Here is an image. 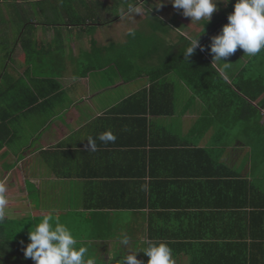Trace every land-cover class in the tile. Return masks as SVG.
Returning a JSON list of instances; mask_svg holds the SVG:
<instances>
[{"label":"crops","instance_id":"0c3cea01","mask_svg":"<svg viewBox=\"0 0 264 264\" xmlns=\"http://www.w3.org/2000/svg\"><path fill=\"white\" fill-rule=\"evenodd\" d=\"M144 3L128 13H135L138 27L136 10ZM165 11L155 15L163 25H146L141 37L150 38V46L135 56L94 55L92 36L81 34L77 44L72 32L65 36L63 64L43 62L55 74L29 76L16 62L20 49L16 63L2 62L0 81L8 72L27 87L9 85L16 100L1 101L5 110L20 112L2 130L7 144L0 146V181L9 189L10 215L0 224V264H34L23 247L32 225L49 213L89 246L98 264H117L127 251L150 243H166L175 264H264V92L255 100L238 92L246 103L235 98L230 106L209 109L174 72L152 89L150 75L161 74L184 42L206 29L180 10L172 8L171 17ZM170 19L182 29L170 28ZM119 21V30L108 29L115 40L100 38L108 25L97 28L98 49L126 48L134 32L123 33ZM208 40L199 39L200 46ZM112 59L124 66H111ZM224 62L231 63L225 81L232 87L240 78L264 85V52L248 57L238 48ZM213 66L220 73V63ZM32 81L37 85L29 91ZM26 121L36 124V135L18 148L12 133ZM109 130L117 139L104 144L98 136ZM121 234L130 238L128 246ZM137 259L148 262L143 252Z\"/></svg>","mask_w":264,"mask_h":264},{"label":"trees","instance_id":"16d2710c","mask_svg":"<svg viewBox=\"0 0 264 264\" xmlns=\"http://www.w3.org/2000/svg\"><path fill=\"white\" fill-rule=\"evenodd\" d=\"M134 1V0H133ZM129 0H0V26L5 25L6 34L8 35L7 29L13 33V38L8 39L7 37L0 36V43H4L0 46V53L4 56V59L11 58L12 62L14 55L17 49L21 50V54L18 58V65L26 66L28 75L35 74L37 71L38 74L45 73V69L49 68L48 65H41L39 67L33 68V65L37 62V57L45 55L47 59L51 60L52 64H57V61H63L65 57V36L68 33L75 32V30H80L82 35L85 37L92 36L90 45L92 47L91 51L95 55L97 52L101 51V54L107 55L112 58L119 56H135L139 54V48L146 50L150 46V38L146 40L144 36L141 37V34L134 32L129 36L128 45L121 52V48L118 46H112L109 49H98L97 42L93 39L96 33L97 28L107 26L117 20L121 19L124 15L132 12L139 2H133ZM143 1V0H141ZM236 0H231V3L225 8L222 9L219 15L205 25L204 35H201L199 39L205 40L209 39L211 44V38L214 37L215 33L220 32L222 27L228 23L227 17L234 11V4ZM1 5H6L9 7L10 18L1 20L2 16L6 15L8 12H4L1 9ZM123 7L120 14L116 17L112 15L114 8ZM159 25H163L161 19L156 17L154 19ZM205 22H203L204 24ZM148 25H151V22H148ZM45 27L46 30L51 31L50 39H47L48 50L46 53H43V45H46L44 41L34 43L35 37L40 28ZM155 31V30H154ZM218 34V33H217ZM143 41H138L139 39ZM64 38V39H63ZM53 42V48L49 45V41ZM63 40V41H62ZM186 39H183V42ZM146 41V42H145ZM184 48L175 55L173 62H168L165 65V69L161 74H152L150 75L153 79L151 82V88L155 87V83L158 81L159 77H162L164 74L174 72L178 77L194 92L198 97L205 98V101L208 103L209 109L216 106H230L232 101L237 98L242 103H246L244 99L241 98L238 92L245 94L247 97L252 100L259 97L264 92V85L261 82H245L243 79L237 82L235 87H232L228 84L216 68L212 65L213 57L210 54V44L206 47H203V51L198 47L194 54L185 60L183 52L188 43V40L185 42ZM8 44V46H7ZM143 44V46H142ZM35 46L37 50L35 49ZM8 48H11L10 51ZM13 52V55L11 56ZM100 53V52H99ZM34 54L36 56H34ZM83 57L86 56V53H82ZM88 55H92L88 53ZM60 59V60H58ZM14 62V63H16ZM111 66H124L123 61L118 62L117 59H112L109 62ZM83 66L82 64L80 67ZM1 72H7L6 69ZM9 73L2 75L3 80H7V84L2 86L0 83V146H5L7 141L3 135V125L7 128L8 118L19 115L20 110L11 109L5 110L2 108L1 101L5 100L15 101L16 97H12L13 94L10 92L8 86L11 85L12 89H17L20 86L25 88V85L22 86L21 80H11ZM12 78V77H11ZM34 77L33 79H35ZM21 81V82H20ZM60 90V84L58 81H52ZM126 82H129L126 79ZM37 82L32 81V84L29 85V91H32V88H36ZM10 87V86H9ZM250 89V90H248ZM252 89V90H251ZM249 91H252L249 92ZM15 95V94H14ZM11 98V99H10ZM38 98L35 97L33 102H37ZM33 103H30V106ZM2 132V133H1ZM206 153V152H205ZM207 154H209L207 152Z\"/></svg>","mask_w":264,"mask_h":264},{"label":"clouds","instance_id":"9594fccd","mask_svg":"<svg viewBox=\"0 0 264 264\" xmlns=\"http://www.w3.org/2000/svg\"><path fill=\"white\" fill-rule=\"evenodd\" d=\"M167 2L173 8L183 10L182 15L191 18V24L205 22L204 28L210 22L213 13L219 10L218 4L227 5L231 0H167ZM163 6L160 3L156 5L157 8ZM227 20L228 23L222 27L220 34L211 38L210 44L213 64L220 63L219 71L224 79H228L226 70L231 65L224 61L238 48L248 57H256L264 52V0H236L234 11L228 15ZM200 36L189 38L183 52L185 60L191 57L198 47L201 51L204 50L199 44ZM98 139L108 144L114 143L117 137L109 130L100 134ZM87 141L90 151H94L95 140L90 137ZM146 187L142 185V188ZM8 191L7 184L0 181V224L10 215ZM119 240L124 246L130 243V238L124 234H121ZM28 241L29 243L23 247V255L25 259L30 258L34 264H98V258L90 252L89 246L78 240L72 229L61 223L52 213L44 215L39 223L32 225L28 232ZM21 244L23 245V241ZM127 252L130 254L125 253L117 264H143L137 259L140 252L148 257L147 264H175L172 249L166 243H150L143 251Z\"/></svg>","mask_w":264,"mask_h":264},{"label":"rangeland","instance_id":"374dc122","mask_svg":"<svg viewBox=\"0 0 264 264\" xmlns=\"http://www.w3.org/2000/svg\"><path fill=\"white\" fill-rule=\"evenodd\" d=\"M129 1H133V0H129ZM143 1L145 3L141 7H138L139 8V9L137 8L138 10H136V13H138L140 15V19H142L140 21V23H139V27H138V25H135V21L132 22L134 20V18H135V15H134L135 13L127 14V15L123 16L121 19H119L120 21L118 20L120 22V27H121L123 33H125L124 32V29H125V30H131L133 32L136 31L137 34H139L142 31V33H140V34L146 35V33H147V31L145 30L146 25H148V22L149 21L151 23H153L152 20L154 21V19L157 17L155 15H157L158 13H160L161 12V9H165L166 10L165 13L168 12L165 15L166 17H171L170 14L172 13L171 12V9L173 8V6L170 3H168L167 0H143ZM133 2H140V0H134ZM158 3L163 4L164 6L161 7V8H157L156 5ZM220 5H221V7H223L225 9V7L228 6L229 4L224 5L223 3H219L218 4V9L220 8L219 7ZM122 8L123 7H120L119 9L118 8H114L113 10H111L112 11V15L116 17L118 14L121 13V11L123 12ZM1 9L4 10V12H8L6 15L2 16L1 20H3V19L5 20L6 18H8V17L10 18L11 17L10 16L11 15L10 14V11L11 10H9V7L8 6L1 5ZM182 11L183 10H180V13H182ZM216 13H218V11L215 12V13H213L211 19H213L214 15ZM170 20H171V22L169 24H167L170 28L171 27H174V26H176V27L179 26L180 29H182L183 26L180 25L179 22L175 21L176 19H170ZM118 21L113 22L110 25H108L107 28H105V30H101L103 32L100 33V38L101 39H104L106 41H111V40H115L116 38H118V37H113L112 35L114 33L113 32H109L110 30H108V29H111L112 31H114L117 28L119 30V27L117 26L118 25ZM7 31L10 32V33H8V35H6V31L4 30V27L0 26V36L3 35L5 37H7L8 39H12L13 38V33L9 29H7ZM47 31L48 30H46L45 27L40 28L39 31H38V33L36 35L34 34V37H35L34 43L36 44V42H41V40L45 42L46 41V38L49 36V33ZM81 33L82 32L80 30L79 31L76 30L75 33L72 35L74 37H71V39H76V38L79 39L77 41V44H80V42H81V40H80ZM123 33L122 34L120 33V35L122 36ZM126 33H127V31H126ZM166 34H168V33H166ZM166 34L163 33V35H166ZM148 39H146V40H148ZM53 42H55V41H52V40L49 41V45L51 46V48H53V46H54L53 45ZM45 44L46 45H43L44 47L40 49V51L44 49L43 53H46L47 50H48L47 43L45 42ZM77 44H73V46H74L73 49H74V51H75L76 54H79V52L77 50ZM7 46H8V44H7ZM10 49L11 48H8L9 51H10ZM35 49L37 50L36 46H35ZM71 51H73V50H71ZM12 55H13V52H12L11 56ZM34 56H36V55L34 54ZM47 58L48 57H46L45 55H42L40 57H37V59H36L37 62L33 65V68H36V67L41 66L45 60H49ZM73 58H74V56H73ZM3 59H4V56L0 53V70H1V67L3 66L2 62L8 63L11 58H7L6 57L5 60H3ZM71 61L72 60H68L67 57H66L65 63H67V62L72 63ZM61 63L63 64V62H61ZM12 64H14V63H12ZM38 73L39 72L37 71L35 74H38ZM45 74L46 75H50V74L52 75V74H55V73H53V71L51 70V68H46ZM9 75H11V74H9ZM1 82H2V86H5L8 81L7 80H1L0 83ZM64 86L67 87L68 86L67 83L66 84L64 83ZM26 87L27 86H25V88ZM42 118L43 119H46V117H40V120H42ZM23 123H25V122H23ZM25 124H26V126H25L24 129H22V127L21 128L18 127L17 130H16L17 133H15V132L12 133L13 136H14V142L17 145L18 148L25 146L24 144H25V142L27 140H29V137H31V136L35 137V135H36V131L33 130V128H32V125H36V124H31L29 121H26ZM8 125H10V124H8Z\"/></svg>","mask_w":264,"mask_h":264}]
</instances>
